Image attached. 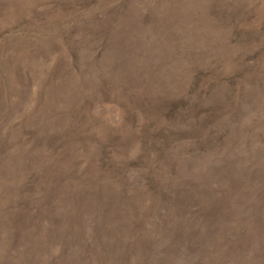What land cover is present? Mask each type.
<instances>
[{"label": "rangeland", "instance_id": "obj_1", "mask_svg": "<svg viewBox=\"0 0 264 264\" xmlns=\"http://www.w3.org/2000/svg\"><path fill=\"white\" fill-rule=\"evenodd\" d=\"M0 264H264V0H0Z\"/></svg>", "mask_w": 264, "mask_h": 264}]
</instances>
